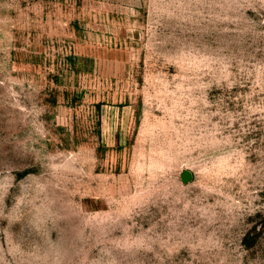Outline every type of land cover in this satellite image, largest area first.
<instances>
[{
	"label": "rangeland",
	"instance_id": "374dc122",
	"mask_svg": "<svg viewBox=\"0 0 264 264\" xmlns=\"http://www.w3.org/2000/svg\"><path fill=\"white\" fill-rule=\"evenodd\" d=\"M0 264H264V0H0Z\"/></svg>",
	"mask_w": 264,
	"mask_h": 264
},
{
	"label": "water",
	"instance_id": "95a60500",
	"mask_svg": "<svg viewBox=\"0 0 264 264\" xmlns=\"http://www.w3.org/2000/svg\"><path fill=\"white\" fill-rule=\"evenodd\" d=\"M184 178H185V179H188V178H189L188 173H186V174L184 175Z\"/></svg>",
	"mask_w": 264,
	"mask_h": 264
}]
</instances>
